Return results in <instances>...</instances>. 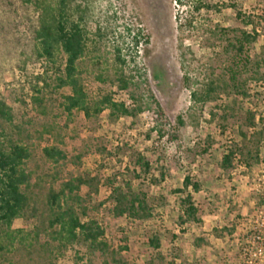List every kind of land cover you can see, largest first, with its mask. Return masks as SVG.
Masks as SVG:
<instances>
[{
	"label": "rangeland",
	"instance_id": "obj_1",
	"mask_svg": "<svg viewBox=\"0 0 264 264\" xmlns=\"http://www.w3.org/2000/svg\"><path fill=\"white\" fill-rule=\"evenodd\" d=\"M46 2L54 9L59 5V0ZM204 2L209 9L196 11L197 0L177 4L174 0H66V20L78 24L84 35L85 52L77 74L88 102L109 95L134 107L133 94L142 111L131 118L111 117L107 109L89 117L77 109L66 111L63 97L69 88H59L56 80L64 56L56 53L48 61L37 55L32 38L37 11L32 3L0 0V102L11 116V120L0 117V144L14 139L30 147L32 158L26 169L32 172V183H39L33 190L40 198L50 185L59 188L61 181L54 175L57 167L42 157L45 147L66 153L65 172L96 178L95 212L113 235L114 246L127 240L128 248L120 254L127 264H242L240 246L247 219L260 205L253 184L262 168L260 161L264 164V143L259 145V164L250 169L236 158L227 176L219 164L228 144L240 142L241 133L249 137L253 130L246 126L248 112L254 113L256 123L264 120V82L253 85L251 99L228 95L229 90L220 88L224 54L221 48H208L207 42L214 26L253 30L258 40L251 54L264 60V0ZM119 78L128 88L120 87ZM210 82L219 89L208 98L205 88ZM36 97L42 101L40 107ZM232 101L227 119L222 120V107ZM221 124L226 126L224 132ZM207 138L211 148L204 153ZM133 152L149 162L147 176L134 165ZM186 174L201 185L197 194L189 190L201 209V223H186L181 232L182 195L174 190L182 187ZM111 180L134 188L141 184L156 211L143 221L115 218L107 201ZM33 223L20 218L12 229H22L26 235ZM153 236L161 241L164 262L152 261ZM50 240L41 236L42 242ZM5 242L0 264H18V242L13 246ZM85 252L80 246L55 251L49 262L86 264ZM92 264L110 263L96 256Z\"/></svg>",
	"mask_w": 264,
	"mask_h": 264
},
{
	"label": "trees",
	"instance_id": "obj_2",
	"mask_svg": "<svg viewBox=\"0 0 264 264\" xmlns=\"http://www.w3.org/2000/svg\"><path fill=\"white\" fill-rule=\"evenodd\" d=\"M32 3L37 11L36 24L33 27L32 38L36 44L37 55L48 61H53L56 53L64 56L63 69L56 78L59 88H69V93L64 95V108L70 112L72 109L80 110L86 117L91 113L99 115L103 110L109 111L111 117L136 118L142 111L141 105L133 94L130 95L136 106L129 107L123 102H115L109 95L103 96L94 103L88 102V96L84 92L83 85L77 74V64L85 52L83 31L78 24L68 23L64 9L66 0H59L56 9L52 8L46 0H23ZM182 0H174L181 3ZM204 0H197L196 11L205 6ZM237 15H240L238 13ZM211 38L208 40V48L222 49L223 77L222 86L229 90L228 95L242 96L246 99L254 97L252 87L264 82V72L261 67L264 60L251 54L252 46L258 40V35L239 28H220L214 26L210 30ZM122 89L128 88L125 79L119 78ZM219 86L210 82L205 88V96L211 98ZM154 101L158 113H162L159 103ZM37 107L42 101L34 98ZM233 101L222 107V120L227 119V111L231 110ZM231 107V108H230ZM0 117L11 120L9 108L4 102H0ZM264 120L255 122L253 112H248L246 126L253 129L247 137L241 133L240 142H230L222 155L219 167L227 176L235 167L236 158L248 169L259 164V145L264 143ZM221 132L226 126L220 125ZM161 135V131H159ZM202 151L205 153L211 147L209 138L205 141ZM42 157L57 167L54 175L60 181L59 188L49 186L41 198L35 194L33 187L38 182L32 183V172L26 169L27 162L32 158L30 147L22 145L14 139H8L6 144H0V250L6 245H14L17 241L16 253L20 263L50 264V257L55 251L82 247L88 256L86 264H92L96 256L102 258L104 263L127 264L121 257V253L127 250V240L121 239V246H114L113 235L105 229L98 219L96 206L92 203L93 196L98 195L99 181L83 174L76 175L65 172L67 165L66 153L57 147H45L42 149ZM134 165L142 175L150 173V164L139 152H133ZM78 159H76V162ZM75 164V163H74ZM135 179H140L135 171H132ZM164 176L161 174V179ZM86 188L82 195V189ZM109 195L107 201L111 207V213L115 218H131L147 220L156 211V205L150 200L148 194L141 188V184L134 188L131 183H117L115 180L108 182ZM201 189L200 182L191 174H186L182 181V187L174 190L181 194V215L178 217V226L186 223H201V209L194 201L192 194H197ZM163 198L161 197V200ZM163 201V200H162ZM20 218H30L34 221L32 229L25 235L24 230L12 229L13 223ZM233 231V229H231ZM41 236L51 238L49 241H41ZM172 238H175L173 236ZM4 243V244H3ZM153 248L152 261L164 262L165 256L160 253L161 241L158 236H153L149 241ZM17 256V255H16ZM25 260V261H24ZM78 260H84L81 256ZM18 262V264H19Z\"/></svg>",
	"mask_w": 264,
	"mask_h": 264
},
{
	"label": "built area",
	"instance_id": "obj_3",
	"mask_svg": "<svg viewBox=\"0 0 264 264\" xmlns=\"http://www.w3.org/2000/svg\"><path fill=\"white\" fill-rule=\"evenodd\" d=\"M255 174L253 191L260 201L259 207L247 219V228L240 246L242 264H264V164Z\"/></svg>",
	"mask_w": 264,
	"mask_h": 264
}]
</instances>
